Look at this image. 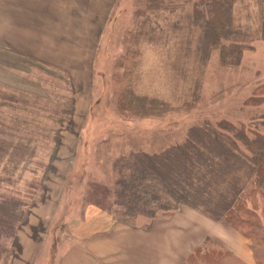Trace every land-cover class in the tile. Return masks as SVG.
<instances>
[{
    "label": "rangeland",
    "instance_id": "374dc122",
    "mask_svg": "<svg viewBox=\"0 0 264 264\" xmlns=\"http://www.w3.org/2000/svg\"><path fill=\"white\" fill-rule=\"evenodd\" d=\"M192 1L0 0V197L24 200L28 212L51 207L40 203L63 185L55 222L33 226L37 239L49 228L35 264H58L69 219L81 213L72 201L92 181L113 185L118 156L182 143L208 120L247 127L264 115V103L246 102L264 82V0H235L233 25L252 40L232 65L196 23ZM72 145L70 172L61 156ZM251 197V237L185 206L157 220L160 247L176 256L192 248L187 264H264V189L253 183Z\"/></svg>",
    "mask_w": 264,
    "mask_h": 264
},
{
    "label": "trees",
    "instance_id": "16d2710c",
    "mask_svg": "<svg viewBox=\"0 0 264 264\" xmlns=\"http://www.w3.org/2000/svg\"><path fill=\"white\" fill-rule=\"evenodd\" d=\"M234 3L193 0L191 5L196 23L209 36L211 45L219 49L225 65L238 63L252 40V35L233 25ZM260 29L264 38V16ZM247 98L246 102L255 106L263 104L264 82ZM243 124L208 120L204 126L192 127L182 143L154 153L141 149L120 155L113 164L114 184L92 181L83 192L84 200L112 210L118 221L129 225L137 226L139 217H147L149 228L158 217L170 216L187 206L228 222L251 237L255 225L251 221V186L255 183L264 189V115L253 118L247 127ZM26 204L21 199L0 197L1 264H10L12 241L26 218Z\"/></svg>",
    "mask_w": 264,
    "mask_h": 264
},
{
    "label": "crops",
    "instance_id": "0c3cea01",
    "mask_svg": "<svg viewBox=\"0 0 264 264\" xmlns=\"http://www.w3.org/2000/svg\"><path fill=\"white\" fill-rule=\"evenodd\" d=\"M58 134L60 136V130ZM78 136L79 133H77ZM77 140L72 137L74 146ZM66 142L67 140L64 138L62 143L65 146V151H62L63 153H68L70 149ZM73 145L72 155L63 154L61 156L64 160H70L71 165L69 168H72L70 172L77 167V164L74 166V155L78 153V150L76 152L75 150L73 151ZM68 171L69 169L66 170V172ZM87 173L89 172L87 171ZM65 180L66 177H64L63 182ZM50 189L51 196H48L40 204L48 203L51 207L44 205L40 206L38 210H28L25 220L18 226L12 248L11 264H35L41 248L42 237L47 236L48 225L57 219V211L63 201V185L58 184V186ZM80 192V198H82L81 201H78L80 203L77 201L72 202L73 210L81 213L69 219L71 239L70 243L64 246L63 252L62 250L59 251L58 264H185L192 248H186L183 255L176 256V252H173L174 247H172V252H170V247L163 250L160 247L159 240L161 235L164 234H160V228H157L159 224L157 220L164 216L158 217L150 228L139 225L144 218L147 220V217L144 216L138 218L142 219L136 224L137 226L129 225L118 221L116 214L112 210L102 208L94 202L83 201L84 193L82 188H80ZM197 212L200 213L199 211ZM39 220H49V223L47 225L48 230L45 228L40 231L38 235L41 238L37 239L33 226L37 225ZM61 220H63V217H61ZM146 220L144 221L146 222ZM62 224L63 222L58 221L52 228L51 232L56 233V237L60 236ZM200 239L201 237L194 242L196 243Z\"/></svg>",
    "mask_w": 264,
    "mask_h": 264
}]
</instances>
